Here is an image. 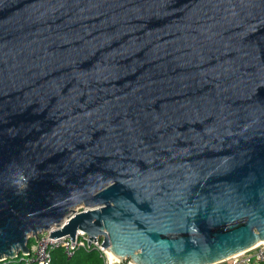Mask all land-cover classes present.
Returning a JSON list of instances; mask_svg holds the SVG:
<instances>
[{"label":"water","instance_id":"water-1","mask_svg":"<svg viewBox=\"0 0 264 264\" xmlns=\"http://www.w3.org/2000/svg\"><path fill=\"white\" fill-rule=\"evenodd\" d=\"M79 230L138 264L264 240V0H0V259Z\"/></svg>","mask_w":264,"mask_h":264},{"label":"built area","instance_id":"built-area-1","mask_svg":"<svg viewBox=\"0 0 264 264\" xmlns=\"http://www.w3.org/2000/svg\"><path fill=\"white\" fill-rule=\"evenodd\" d=\"M50 236L51 231H44L36 237L33 236L32 238H35L36 241L31 242L29 246L30 250L26 253L19 254L20 256L18 255L17 257L24 264H52L53 251L55 249H63L68 258H71L79 249H84L85 251L95 249L102 258L103 264H138L131 259H121L113 256L108 248L102 246L104 236L97 237L96 241H94L95 239L92 240L90 246V236L83 230L77 232L74 242L69 235L56 238ZM211 264H264V240L223 261Z\"/></svg>","mask_w":264,"mask_h":264},{"label":"trees","instance_id":"trees-1","mask_svg":"<svg viewBox=\"0 0 264 264\" xmlns=\"http://www.w3.org/2000/svg\"><path fill=\"white\" fill-rule=\"evenodd\" d=\"M32 238L29 241V246L31 245ZM20 256V255H19ZM0 264H24L20 261L19 257L14 259L7 258L0 261ZM52 264H103V260L100 257L98 251L95 249L90 251H85L84 249H79L75 254L68 258L63 249H55L53 251Z\"/></svg>","mask_w":264,"mask_h":264},{"label":"rangeland","instance_id":"rangeland-1","mask_svg":"<svg viewBox=\"0 0 264 264\" xmlns=\"http://www.w3.org/2000/svg\"><path fill=\"white\" fill-rule=\"evenodd\" d=\"M83 207H79L78 209L79 210H81ZM32 241L34 242V241H36V239L35 238H32Z\"/></svg>","mask_w":264,"mask_h":264},{"label":"bare ground","instance_id":"bare-ground-1","mask_svg":"<svg viewBox=\"0 0 264 264\" xmlns=\"http://www.w3.org/2000/svg\"><path fill=\"white\" fill-rule=\"evenodd\" d=\"M113 256H116V255H114V254H112ZM117 257V256H116Z\"/></svg>","mask_w":264,"mask_h":264}]
</instances>
